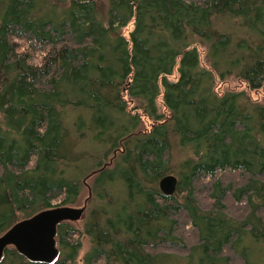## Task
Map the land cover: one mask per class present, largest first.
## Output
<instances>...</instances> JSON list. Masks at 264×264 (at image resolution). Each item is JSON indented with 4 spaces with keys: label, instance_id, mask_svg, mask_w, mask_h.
<instances>
[{
    "label": "trees",
    "instance_id": "trees-1",
    "mask_svg": "<svg viewBox=\"0 0 264 264\" xmlns=\"http://www.w3.org/2000/svg\"><path fill=\"white\" fill-rule=\"evenodd\" d=\"M261 88L264 0H0V235L88 191L0 264H264Z\"/></svg>",
    "mask_w": 264,
    "mask_h": 264
},
{
    "label": "water",
    "instance_id": "water-1",
    "mask_svg": "<svg viewBox=\"0 0 264 264\" xmlns=\"http://www.w3.org/2000/svg\"><path fill=\"white\" fill-rule=\"evenodd\" d=\"M176 185L177 178L174 175H166L158 182L160 191L166 196L175 192ZM84 212V206H60L42 210L15 223L0 235V259L4 250L12 246L32 262L51 263L58 254L56 226L66 221L77 222Z\"/></svg>",
    "mask_w": 264,
    "mask_h": 264
},
{
    "label": "rangeland",
    "instance_id": "rangeland-1",
    "mask_svg": "<svg viewBox=\"0 0 264 264\" xmlns=\"http://www.w3.org/2000/svg\"><path fill=\"white\" fill-rule=\"evenodd\" d=\"M130 28H131V26L129 25L128 27H126V30H128ZM236 86H237L236 83L233 82V81L219 82V81L216 80L215 91L217 93H223V92L227 91L228 89L235 88ZM236 89H237V87H236ZM248 94H249V96L252 99L256 100L257 102H260L264 106V88H261L256 93L252 92V93H248ZM157 105H158V110L161 113L166 114V111H165V109H164V107H163V105L161 103V98L160 97L157 99ZM143 122H144L143 124H144L145 128L149 127L150 123L148 122V120L143 118ZM87 182L90 183V181H87ZM87 193H88V191L86 189H84L82 191V193H81V197H82L81 200L77 204H75L73 207H82V206H84L85 210H86L87 204H85V202L83 203V201L86 200L85 197L87 196ZM76 224L78 225V223H76ZM83 243L84 244L82 246V249L80 250L79 255L76 258L74 264H83L82 260H81V257H82L84 251L87 249V246H88L86 241L83 242ZM255 250H257L258 252L262 251L261 247H258V246L255 247Z\"/></svg>",
    "mask_w": 264,
    "mask_h": 264
}]
</instances>
